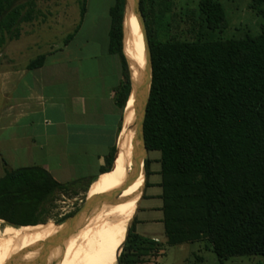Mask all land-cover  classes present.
<instances>
[{
	"label": "trees",
	"instance_id": "trees-1",
	"mask_svg": "<svg viewBox=\"0 0 264 264\" xmlns=\"http://www.w3.org/2000/svg\"><path fill=\"white\" fill-rule=\"evenodd\" d=\"M156 4L141 0L154 68L145 131L149 152L161 154L167 247L207 242L222 264L243 257H260L257 264H264V0H251L263 20L260 36L232 40L212 37L224 27L226 13L218 1L202 0L209 33L193 43L154 37L149 18ZM34 5L35 0H0V48L21 38ZM111 16V48L124 61L127 102L125 0H117ZM42 64L43 58L33 67ZM77 187L82 185H62L41 168L6 167L0 179V240L27 237L26 227L46 223L42 217L51 201ZM124 214L104 219L109 235L99 249L116 242ZM134 225L120 264H159L167 247L139 236ZM8 255L0 251V264H7Z\"/></svg>",
	"mask_w": 264,
	"mask_h": 264
},
{
	"label": "crops",
	"instance_id": "crops-1",
	"mask_svg": "<svg viewBox=\"0 0 264 264\" xmlns=\"http://www.w3.org/2000/svg\"><path fill=\"white\" fill-rule=\"evenodd\" d=\"M116 3L93 12L86 0L79 21L65 8L58 20L68 31L62 44L33 15L22 25L21 38L0 48V179L6 167L41 168L62 185L80 183L86 189L106 174L126 129L131 98L130 93L125 102L123 58L111 48ZM23 40L25 48L14 46ZM41 58L43 64L33 67ZM150 178L151 166L134 227L139 236L163 244L162 181L155 184L162 192L148 197ZM148 198L159 202L151 212L142 209Z\"/></svg>",
	"mask_w": 264,
	"mask_h": 264
},
{
	"label": "rangeland",
	"instance_id": "rangeland-1",
	"mask_svg": "<svg viewBox=\"0 0 264 264\" xmlns=\"http://www.w3.org/2000/svg\"><path fill=\"white\" fill-rule=\"evenodd\" d=\"M90 2L91 11H105V9L115 2V0H88ZM202 0H156L155 15L149 18V23L154 32V37L161 42L174 43H193L205 37L207 31L204 17L200 12V2ZM224 7L226 13V22L223 28L217 30L212 37L214 39H242L246 36L256 38L262 32L263 20L261 16L251 9V0H216ZM85 0H35L34 16L39 27H47L52 32L50 38L62 44L64 36L68 31L59 23V17L65 8L71 9L72 16L76 20H80L82 7ZM102 3V5H99ZM103 13V12H101ZM25 26V24L23 25ZM35 26V25H34ZM209 35V34H208ZM14 46L25 48V40L15 43ZM151 162V188L148 191V197L157 195L162 191L155 186L156 183L162 181L159 172L161 165L159 163L161 154L158 152L150 153ZM118 171V170H117ZM113 176H105L93 186L98 190L100 184ZM92 187V188H93ZM91 189V188H90ZM89 189V190H90ZM88 190V192H89ZM83 187H77L69 192L59 194L55 197L48 206L46 214L42 217L44 224L30 227L27 237L36 239L35 237L43 236L41 241L57 243L61 228L65 225L64 222L76 212L80 207L81 202L88 195ZM114 199L108 200L101 204L100 208L121 202L119 191L114 192ZM159 204L156 201L147 199L143 203L142 209L146 212L151 207H156ZM150 207V208H149ZM157 208V207H156ZM157 211V210H155ZM4 226V222L1 223ZM48 225V226H47ZM157 229V227H155ZM135 232L136 229H135ZM163 245L167 247L165 238L161 237ZM165 242V243H164ZM40 259L21 258L8 255L7 264H18L28 261L30 264L38 262ZM262 259L260 257H243L232 259L224 264H257ZM159 264H222L217 256L212 252L207 242L196 244H184L176 247H167L166 255L159 259Z\"/></svg>",
	"mask_w": 264,
	"mask_h": 264
},
{
	"label": "bare ground",
	"instance_id": "bare-ground-1",
	"mask_svg": "<svg viewBox=\"0 0 264 264\" xmlns=\"http://www.w3.org/2000/svg\"><path fill=\"white\" fill-rule=\"evenodd\" d=\"M123 51L129 65L132 95L128 104L126 129L120 142L121 148L128 142V136L131 134L128 123L133 117L142 80L141 56L143 46L139 40L135 23L130 19V16L126 20ZM147 159L148 152L145 151L130 171L124 172V175H122L123 173L118 170L113 176L108 177L103 184H100L98 192L111 193L95 204L81 228L73 236L67 237L62 244H60V238L57 243H53L37 240L43 236L37 235L36 239L21 236L15 239L0 240V251L21 258L40 259L33 264H119V259L134 223L136 208L145 183ZM117 190L121 195V202L100 208L101 204L115 198L114 192ZM120 214H124V216L121 221L118 239L109 250L99 249L109 235V229L104 219L106 217H116ZM64 227L61 228L59 237ZM18 264L30 263L25 261Z\"/></svg>",
	"mask_w": 264,
	"mask_h": 264
},
{
	"label": "water",
	"instance_id": "water-1",
	"mask_svg": "<svg viewBox=\"0 0 264 264\" xmlns=\"http://www.w3.org/2000/svg\"><path fill=\"white\" fill-rule=\"evenodd\" d=\"M128 16H130V19L134 21L139 40L143 46V51L141 56L142 80H141V86H140L137 102L134 107L133 117L128 123V127L131 131L130 136H128L129 137L128 142L122 148L119 145L117 153L115 155V160L112 169L104 176H110L114 174L117 170H119L121 173H123L122 175H124V172L127 173L128 171H130L131 168L134 166L135 162L137 161V159L140 158L145 151H147L148 152V159L146 163L147 173H146L144 186L141 190V195H142L151 166L150 157H149L150 152L147 146V139H146L145 123L147 119L148 107H149L152 88H153L154 68H153V57H152L150 40H149L148 28L142 11L141 0H125L124 23L126 22ZM131 95H132V84H131ZM110 193L111 192H107L103 194L93 188L89 190L87 197L85 198L84 201L81 202L80 207L76 210V212H74V214L71 217H69L68 220L64 222L63 225H65V227L60 234L61 236L60 244H62L67 237L73 236L81 228V226L85 221V218L91 212L95 204L98 203L101 198L108 196ZM119 264H120V259H119Z\"/></svg>",
	"mask_w": 264,
	"mask_h": 264
}]
</instances>
